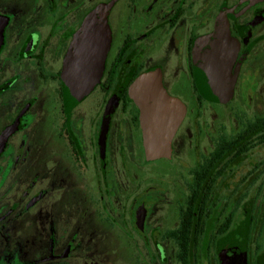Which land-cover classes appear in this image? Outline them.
I'll return each mask as SVG.
<instances>
[{"label":"flooded vegetation","instance_id":"obj_1","mask_svg":"<svg viewBox=\"0 0 264 264\" xmlns=\"http://www.w3.org/2000/svg\"><path fill=\"white\" fill-rule=\"evenodd\" d=\"M95 11L106 18L110 47L100 82L74 104L66 96L65 67ZM0 15L6 19L0 45V264H85L95 241L80 222L86 211L127 243L138 264L142 256L153 264L154 255L164 262V241L174 248L176 264H185L180 243L186 239L191 249L201 247L191 264H264L253 233L264 209L254 204L241 223L247 233L233 235L229 184L222 188L229 232L185 236L180 227L195 192L193 170L208 154L189 181L180 175L168 187L165 174L151 166L169 159H147L140 112L129 99L138 77L160 71L168 94L186 106L182 126L205 98L198 50L218 32L238 45L236 95L246 73L264 70V0H0ZM181 126L170 159L183 142L177 138ZM163 187L178 191L171 195L178 197L171 216L177 225L159 234L157 211L168 198Z\"/></svg>","mask_w":264,"mask_h":264},{"label":"rangeland","instance_id":"obj_2","mask_svg":"<svg viewBox=\"0 0 264 264\" xmlns=\"http://www.w3.org/2000/svg\"><path fill=\"white\" fill-rule=\"evenodd\" d=\"M258 75L246 73L239 83L238 92L228 104L203 102L200 108L192 109L177 135V138L183 142H178L174 157L167 161L161 160L151 166L152 170L165 174L167 183L165 184L168 187H172V183L176 184L180 175L185 176L186 181H189L190 172L200 162L202 156L208 154L214 147L218 137L234 135L248 121L264 116V70ZM191 106L193 107L194 104L192 103ZM145 170H148V167ZM226 184H229L230 190H233L234 199L241 202L234 217L235 229L243 225L241 223L247 217L245 213L250 214L252 209L256 210L255 206L261 205L262 210L264 209V145L256 147L241 165L234 168L233 176ZM163 188H165L163 193L168 194V198L157 211V216L163 219L155 228L159 234L177 225L176 219L172 220L171 216H176L177 213L178 197L172 196L177 195L178 191ZM255 212L257 214V211ZM86 213V216L82 215L80 222L90 235L94 236L95 241L94 247L85 256V264H133V262L138 264L136 256L132 254V257H129L127 243L119 235L112 232L109 227L101 226L92 211ZM259 218L263 220L256 223L253 233L254 237L259 238L262 244L261 254L264 255V211L259 212ZM155 245L156 242L148 244L153 251ZM162 245L167 255L165 261L159 263L154 255L153 264H176L172 245L165 241ZM140 264H150L149 257L142 256Z\"/></svg>","mask_w":264,"mask_h":264},{"label":"water","instance_id":"obj_3","mask_svg":"<svg viewBox=\"0 0 264 264\" xmlns=\"http://www.w3.org/2000/svg\"><path fill=\"white\" fill-rule=\"evenodd\" d=\"M5 24L6 19L0 15V45ZM110 42L106 18L100 16V11H95L76 38L65 67L64 87L68 101L78 103L100 82ZM237 50L238 45L221 32L207 39L198 50V84L208 102L226 105L233 100L237 82L233 64ZM129 99L140 112L147 159H170L173 140L187 112L184 103L168 94L160 71L138 77L129 88ZM106 132L107 125L103 128L102 149Z\"/></svg>","mask_w":264,"mask_h":264},{"label":"trees","instance_id":"obj_4","mask_svg":"<svg viewBox=\"0 0 264 264\" xmlns=\"http://www.w3.org/2000/svg\"><path fill=\"white\" fill-rule=\"evenodd\" d=\"M202 101L207 102L205 98H202ZM262 145H264V116L248 121L234 135L218 137L213 149L203 157L201 165L193 170L195 192H192L186 216L180 227L182 229L185 226V236H215L229 232L231 224L227 222L225 216L228 195L222 191V188L226 184L228 173H233L235 166L241 165L251 151ZM222 203L224 205L221 206ZM240 203L234 200L233 222ZM244 227L241 225L235 228L232 234L236 236L246 234ZM247 228L249 229V226ZM180 229L174 233L178 234ZM203 241L199 239L196 245H203ZM180 245L185 252L181 259L185 264H191V257L196 258V253L201 247L191 249L189 239Z\"/></svg>","mask_w":264,"mask_h":264}]
</instances>
